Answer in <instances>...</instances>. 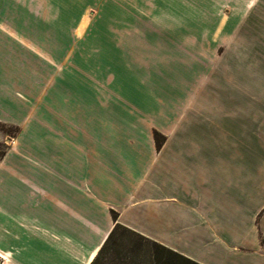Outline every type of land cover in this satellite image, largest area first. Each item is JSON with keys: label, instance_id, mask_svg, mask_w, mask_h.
<instances>
[{"label": "crops", "instance_id": "obj_1", "mask_svg": "<svg viewBox=\"0 0 264 264\" xmlns=\"http://www.w3.org/2000/svg\"><path fill=\"white\" fill-rule=\"evenodd\" d=\"M46 8L0 0L1 264H90L115 224L198 264H264V0H233L257 41L220 55L93 45V18L62 31Z\"/></svg>", "mask_w": 264, "mask_h": 264}, {"label": "rangeland", "instance_id": "obj_2", "mask_svg": "<svg viewBox=\"0 0 264 264\" xmlns=\"http://www.w3.org/2000/svg\"><path fill=\"white\" fill-rule=\"evenodd\" d=\"M169 1L35 0V10L40 8L39 13L41 14V9L44 12L48 11L46 8L48 6L51 26L62 31H68L71 28L72 23H68L69 20L86 19L88 21L93 18V45L140 42L145 45L164 46L169 45L171 40H175L178 45L187 43L208 45L207 41H210L214 46L220 45L219 43L223 44L218 50L220 55L226 46H233L235 42L254 45L257 41L247 22L236 23L233 0H179V6L172 14ZM42 4L43 8H41ZM235 24L238 26L235 29L236 32H233ZM222 26H225L223 27L225 29H222L226 30L227 34L221 32L225 35V38L222 37L221 40L218 36L216 38L214 33ZM112 31H117L115 34L119 36L116 38L94 37L95 32L106 35V32L112 33ZM196 31H203L204 37L190 36ZM229 32L232 33L230 36ZM170 33L177 34V37L170 38ZM138 34L141 36L140 39L136 36ZM15 132V128L0 124V133L13 135ZM6 147L0 139V151H4ZM120 237V233H118V243L125 246L122 251L124 257L131 247V242H129L128 236ZM141 254L142 257L144 253ZM128 256L131 257V255ZM124 262L130 264L131 260L125 259ZM103 263L114 264L111 262V256L105 258Z\"/></svg>", "mask_w": 264, "mask_h": 264}, {"label": "trees", "instance_id": "obj_3", "mask_svg": "<svg viewBox=\"0 0 264 264\" xmlns=\"http://www.w3.org/2000/svg\"><path fill=\"white\" fill-rule=\"evenodd\" d=\"M154 140L157 149H159L162 145L163 137L155 133ZM3 155L4 151H0V158L3 157ZM111 216L113 220L116 221V214L114 212H111ZM118 233H120L121 237L128 236V240L131 242V247L127 250L124 256L125 258L122 256V251L125 249V246L118 243ZM142 249H144V251H142ZM141 251L144 253L142 257ZM128 255H131V257L129 258ZM108 256H111V262L114 264H128L124 262L125 259H130V264H198L119 224L114 225L90 264H104L103 260Z\"/></svg>", "mask_w": 264, "mask_h": 264}]
</instances>
